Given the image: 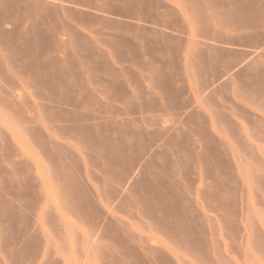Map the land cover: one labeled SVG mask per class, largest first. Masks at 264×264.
<instances>
[{
    "label": "crops",
    "instance_id": "1",
    "mask_svg": "<svg viewBox=\"0 0 264 264\" xmlns=\"http://www.w3.org/2000/svg\"><path fill=\"white\" fill-rule=\"evenodd\" d=\"M244 116L264 121V0H0V130L63 151L24 158L48 171L40 193L59 196L41 202L43 259L142 251L112 211L139 194L170 202L168 181L155 200L154 180L176 176L170 158L155 170V133L241 131ZM65 159L81 164L66 179L49 167Z\"/></svg>",
    "mask_w": 264,
    "mask_h": 264
},
{
    "label": "rangeland",
    "instance_id": "2",
    "mask_svg": "<svg viewBox=\"0 0 264 264\" xmlns=\"http://www.w3.org/2000/svg\"><path fill=\"white\" fill-rule=\"evenodd\" d=\"M243 119H247L242 121L246 129L241 131L155 133V158L159 159L155 170L166 176L170 158L176 175L154 180L155 200L163 201L158 193L168 181L170 202L152 204L148 201L152 197L146 200L139 194L137 199L143 203L112 211L113 218L124 220L127 241L138 234L142 251L128 245L123 258L113 255L107 264H264V121L251 116ZM40 149L53 158L63 154L55 147L25 146L23 132L17 128L0 130V264H63V260L77 264L73 255L40 257L41 232L36 224L41 202L49 206L59 200V196L40 193L38 176L45 177L48 171L28 170L32 164L24 158H39ZM135 159L129 158L127 173ZM50 165L53 173L64 174L65 179L81 168L72 159ZM147 187L144 182L135 185L139 191ZM63 197L73 204L83 198ZM92 262L83 259L82 264Z\"/></svg>",
    "mask_w": 264,
    "mask_h": 264
}]
</instances>
